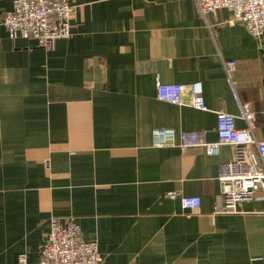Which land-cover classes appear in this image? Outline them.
I'll return each instance as SVG.
<instances>
[{
    "label": "crops",
    "instance_id": "obj_1",
    "mask_svg": "<svg viewBox=\"0 0 264 264\" xmlns=\"http://www.w3.org/2000/svg\"><path fill=\"white\" fill-rule=\"evenodd\" d=\"M13 2L0 0V264L20 253L39 264L51 216L73 218L102 264H264V190L215 212L233 147L157 148L151 134L215 141V113L244 127L248 103L264 139V38L226 8L202 17L194 0H71V36L43 47L7 35ZM156 76L202 81L208 109L158 100ZM186 195L199 197L196 212L182 208Z\"/></svg>",
    "mask_w": 264,
    "mask_h": 264
},
{
    "label": "built area",
    "instance_id": "obj_2",
    "mask_svg": "<svg viewBox=\"0 0 264 264\" xmlns=\"http://www.w3.org/2000/svg\"><path fill=\"white\" fill-rule=\"evenodd\" d=\"M10 11L4 15V27L10 38H32L39 45L50 46L54 41L68 38L71 13L74 10L71 0H13ZM197 12L202 17L213 13L217 8L231 12L228 22L241 23L255 39L264 38V0H194ZM226 79L236 67L235 61H225ZM156 98L176 105L188 104L198 110H207L203 96L202 81L188 85L161 82L156 76ZM235 96V94H234ZM240 114L244 127L235 125V116L218 110L215 132L217 140L208 141L203 131L184 130L176 133L171 127H154L151 130L153 147L203 146L207 155H216L220 144H229L234 149V158L218 164V180L222 189L216 196L215 212L234 213L238 203L254 198L257 190H264V139L255 135L256 115L248 103L240 104ZM167 198L176 197L169 191ZM185 213L196 212L201 205L198 196L180 197ZM50 229L46 242L39 254V264H102L96 241H83L77 222L67 217L63 222L56 216L50 217ZM17 264H28L25 253L18 255Z\"/></svg>",
    "mask_w": 264,
    "mask_h": 264
}]
</instances>
